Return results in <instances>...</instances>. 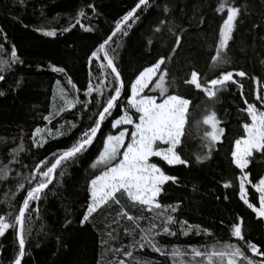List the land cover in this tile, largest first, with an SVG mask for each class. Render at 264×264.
Listing matches in <instances>:
<instances>
[{
    "label": "trees",
    "instance_id": "obj_1",
    "mask_svg": "<svg viewBox=\"0 0 264 264\" xmlns=\"http://www.w3.org/2000/svg\"><path fill=\"white\" fill-rule=\"evenodd\" d=\"M135 2L136 0H0V29L6 34V39L5 35H0V44L4 45L0 60L10 59V49L13 46L19 57V62L3 73L4 81H0V91L5 93L0 96V166L8 165L12 170L7 180H0V214H15L23 193H17L14 197L12 193L16 191L18 181L27 176L36 163L44 159L51 160L53 153L71 146L92 123L94 113L98 111L95 102L89 104L86 111L82 110V104H77L74 108L55 115L64 104L60 89H65L70 99L73 96L81 101L91 99L84 96L88 83L98 85L103 77L96 64L88 65L87 57L110 32L114 21L133 7ZM231 2L246 6L247 14L234 32V40L229 43L227 57L230 63L224 67L234 71L242 69L258 79L262 78L264 65L260 64V60L264 59V40L260 37L264 36V31L252 28L251 25L254 21L256 24L262 22L264 0ZM216 3L217 0H150L151 6L139 13L140 19L129 30V35L115 37V42L110 45V54L115 56L125 83L134 78L138 70L148 66L158 52L166 50L170 34L153 32L157 22L164 18L162 9L165 4L170 6L168 18L187 30L184 47L175 57V66L179 68L183 65L182 70L195 67L203 77L214 76L219 70L209 67V57L214 54L218 25L221 23L220 14L213 11ZM88 4L94 5L95 15L87 7ZM80 10L86 13L82 23L95 30L86 33L76 26L69 32H63L62 29L68 26L70 20L74 22L73 18ZM201 15L205 23L197 25L196 19ZM189 21L192 22L191 27ZM49 30L55 31L56 36L43 35L44 31ZM161 35L165 38L158 39ZM149 39L153 40L152 45L148 44ZM111 49H115V52ZM50 64L63 67L67 76L52 72ZM69 77L77 85L79 92L67 85ZM107 79L110 81L111 77ZM57 80L61 82L59 87L56 86ZM243 83L249 101L254 102L251 89L255 85L249 80H244ZM104 91L107 95V85ZM185 94L197 103L200 102L196 99L197 96H202L195 91ZM126 98L125 90L122 92V100L126 101ZM242 105L239 90L235 86L223 93L222 102L215 105L218 114L228 121V135L223 144L216 147L210 160L204 163H197L195 160L196 154L201 151V141L195 129L179 149L182 157L190 161L188 167L168 166L158 158H153L166 174L178 178L176 184L168 182L164 185L158 201L165 206L178 204L177 212L170 213L177 221L198 225L212 233L197 235L193 229L188 235H181L180 225L177 223L173 226V231L178 233L176 236L162 234L156 237L162 248L170 251L173 246H177L181 250L197 248L204 251L217 241L239 246L242 242L230 234L231 225L238 222L239 217L244 221L242 231L245 239L256 243L264 251V221L258 220L240 200L239 182L235 180L239 170L230 164L231 141L235 134L242 133L239 124L246 115L239 112ZM198 111L199 109H194V112ZM50 112L53 116L49 123L43 120V116ZM119 114V108L113 110L112 117L102 124L101 131L88 152L75 165L58 169L56 179L45 190L41 200L34 202L38 212L29 213L30 232L26 237V255L22 264H118L119 260H125L126 264H134L135 260H148L151 264H173L172 259L152 252L147 247L143 250L128 247L133 242V236L125 235L123 229L131 228L130 222H111L116 216L117 206H110L94 214L91 223L84 226L78 223L86 203V173L90 171L88 162L102 147L103 137L115 131L111 129L110 121ZM69 122L76 127L70 128ZM37 127L52 130V135L43 131L37 136V140L43 136L47 141L42 147L32 145L31 134ZM57 129L64 132V135H55ZM20 144H23L24 151L17 155L18 162L10 163V150ZM250 170V179L255 181L257 173L262 170L255 164L250 166ZM60 171L64 172L63 176L59 175ZM225 181L234 183L235 187L224 188ZM247 189L248 199L258 206V198L251 185ZM121 199L130 214L145 217L140 223L147 228L148 217L153 214L143 212L139 206H132L124 198ZM6 201H10L11 206ZM67 220L72 223L66 225ZM156 223L159 225L160 219H156ZM139 239V235L135 234V240ZM17 248L14 230L10 228L5 236L0 237V264H10ZM116 249L120 251L117 252ZM127 251L133 253L131 257L124 255ZM246 255L252 257L251 252L246 251ZM180 259L184 264H203L200 257L193 261L190 251Z\"/></svg>",
    "mask_w": 264,
    "mask_h": 264
},
{
    "label": "snow or ice",
    "instance_id": "obj_2",
    "mask_svg": "<svg viewBox=\"0 0 264 264\" xmlns=\"http://www.w3.org/2000/svg\"><path fill=\"white\" fill-rule=\"evenodd\" d=\"M151 6L150 0H136L133 7L126 11L120 18L114 21V26L110 32L90 51L87 57L89 66L96 64L100 69L99 84L88 83L84 91L85 97L91 99L79 100L74 96L70 99L69 93L65 89H60L61 99L64 104L55 112L59 115L66 109L70 110L77 104H82V110L86 111L89 104L95 102L98 111L94 113L92 123L86 127L75 139L71 146L53 153L51 160H40L29 171L27 176L18 181L16 191L12 193L14 197L17 193H23L21 202L16 206L15 214L9 212L0 214V237L5 236L8 229H13L18 248L10 264H22L26 255V237L30 232V212L37 211L34 202H39L45 190L56 179L58 169L75 165L77 161L87 153L93 145L102 124L112 117L113 110L119 108L118 116L110 121L111 129L114 132L107 134L102 139V147L89 160L85 183L86 203L80 213L78 223L81 226L91 223L94 214L110 206H117L116 216L112 219L113 224H118L120 220H126L132 225L131 228L124 227L125 235H132L133 242L129 248L145 247L152 252L173 260V264H184L180 258L187 255L190 251L192 260L200 257L203 264H264V251L251 240H246L242 228L244 221L237 218L238 222L231 225V237L242 242L241 245L234 243L217 241L210 247L201 251L197 248L181 250L173 246L170 251L162 248L156 237L162 234L176 236L177 231H173V226L179 223V234L188 235L195 229L197 235H212L207 229H201L198 225L187 224L186 221H177L170 213H176L179 205H163L158 201V197L164 190V185L168 182L176 184V176L166 174L161 166L153 160L158 158L168 166L183 165L189 166L190 161L182 157L181 146L195 129L200 138L201 151L196 154L197 163H204L210 160L213 152L218 145H222L227 138L228 121L218 114L215 105L222 102L223 93L228 92L232 86L239 90L240 99L243 105L240 113H246L243 122L239 124L242 133L235 134L231 141L229 150L230 164L239 170L235 176L238 180L239 198L250 209L255 217L264 221V77L257 78L244 70H229L224 65L229 64L227 50L230 41L234 40V32L243 23L244 16L247 14L246 6L242 7L239 3L231 0H217L213 11L220 14L218 25V41L214 44V54L210 55L212 69L219 71L212 77H203V74L195 67L182 70L175 66V57L184 47V36L187 30L179 24H174L169 18L170 6L165 4L162 9L164 18L160 19L153 32L155 34H170L171 39L163 52H158L157 56L148 65L138 70L134 78L125 83L122 73L119 70L115 56L110 54V45L114 43L117 36L126 37L129 30L140 19V12ZM87 7L96 14L94 5L88 4ZM86 17L83 10L77 12L63 32H69L79 26L86 33L93 32L95 29L90 25L82 23V18ZM262 22L252 23V28L264 31V13L261 15ZM205 23L203 15L196 19L197 25ZM192 22L189 21V27ZM179 29V31H177ZM0 35H5L4 30L0 29ZM43 35L54 37L56 32L44 31ZM163 35L158 39H164ZM264 40V36L260 37ZM148 44L152 45L153 40L149 39ZM4 45L0 44V53H3ZM115 52V49H111ZM19 62L17 49L13 46L10 49V59L0 60V81H4V72L11 65ZM264 65V59L260 60ZM54 73L67 76L63 67L49 65ZM91 77V73H89ZM111 77L109 81L107 78ZM239 78V79H237ZM244 80H249L255 85L251 91L254 94V102H250L244 91ZM60 81H56V86H60ZM19 82H17V85ZM67 85L79 92L77 85L69 77ZM108 92L105 95V86ZM127 91L126 101L122 100V92ZM195 91L202 96H197V103L194 99L186 95ZM95 94V95H94ZM5 93L0 91V96ZM258 102V103H257ZM121 104L123 106L121 107ZM194 109H199L194 112ZM226 111V110H225ZM53 113L43 116V120L51 122ZM90 119H92L90 117ZM70 123V122H69ZM75 124L70 123V128H75ZM70 130V129H69ZM43 131L52 135L51 129H41L39 127L31 134L32 145L42 147L47 141L37 136ZM55 135H64L57 129ZM2 139V138H0ZM24 151L23 144L17 145L10 150V163L18 162L17 155ZM257 165L262 171L257 173L258 178L253 181L250 166ZM246 169L248 171H246ZM12 170L8 165L0 166V180H7ZM20 175L19 173L17 174ZM60 176L64 175L60 171ZM246 185H251L254 195L258 198V206L248 199L249 189ZM224 188H234L232 182L225 181ZM124 198L132 206H139L143 212L152 213L148 217L149 224L145 228L140 221L145 217L136 216L129 213L122 199ZM227 199V197H225ZM11 206L10 201H6ZM156 219H160L157 225ZM71 220L66 221L70 225ZM138 230V233H137ZM135 234L140 239L135 240ZM115 251L119 252L120 249ZM246 251L251 252L253 259L246 255ZM131 251L124 255L131 257ZM118 264H126L125 260H119ZM134 264H151L148 260H135ZM191 264V262H189ZM200 264V262H197Z\"/></svg>",
    "mask_w": 264,
    "mask_h": 264
},
{
    "label": "water",
    "instance_id": "obj_3",
    "mask_svg": "<svg viewBox=\"0 0 264 264\" xmlns=\"http://www.w3.org/2000/svg\"><path fill=\"white\" fill-rule=\"evenodd\" d=\"M101 128H102V126H101ZM100 131H101V130H100ZM100 131L98 132V134H97V135H99ZM49 186H50V185H49Z\"/></svg>",
    "mask_w": 264,
    "mask_h": 264
},
{
    "label": "rangeland",
    "instance_id": "obj_4",
    "mask_svg": "<svg viewBox=\"0 0 264 264\" xmlns=\"http://www.w3.org/2000/svg\"><path fill=\"white\" fill-rule=\"evenodd\" d=\"M248 185H246V188H247Z\"/></svg>",
    "mask_w": 264,
    "mask_h": 264
}]
</instances>
